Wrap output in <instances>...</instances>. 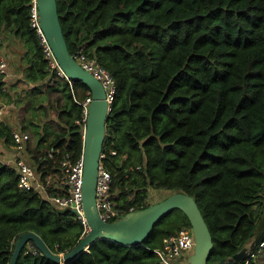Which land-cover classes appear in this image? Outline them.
Returning <instances> with one entry per match:
<instances>
[{
  "label": "trees",
  "instance_id": "trees-1",
  "mask_svg": "<svg viewBox=\"0 0 264 264\" xmlns=\"http://www.w3.org/2000/svg\"><path fill=\"white\" fill-rule=\"evenodd\" d=\"M33 1L0 0V35L23 44L22 82L36 86L13 103L23 104L19 130L30 131V161L45 173L51 161L39 157L49 150L59 151L55 164L65 155L80 157L77 102L89 89L50 68L30 26ZM56 3L69 53L81 51L115 82L100 162L113 176L116 207L125 214L148 207L152 188L185 193L212 237L208 264L234 256L250 242L264 208V0ZM3 78L0 97L12 103ZM13 131L0 118L5 147ZM182 230H191L189 221L174 210L139 245L97 240L64 264H159L153 250ZM82 231L70 209L20 188L17 172L0 160V264H9L24 233L37 234L59 255L77 245ZM259 250L250 264H264L263 255L256 260ZM16 264L58 263L26 245Z\"/></svg>",
  "mask_w": 264,
  "mask_h": 264
},
{
  "label": "water",
  "instance_id": "water-1",
  "mask_svg": "<svg viewBox=\"0 0 264 264\" xmlns=\"http://www.w3.org/2000/svg\"><path fill=\"white\" fill-rule=\"evenodd\" d=\"M35 4L40 28L58 66L66 75L67 80L83 82L91 94L84 138L82 180V204L90 231L80 239L71 251L59 255L52 253L37 234L33 232L24 233L15 242L9 264H16L23 247L26 245L58 264L73 261L80 254L87 252L91 244L101 239L113 241L125 247L139 245L149 236L154 225L174 210H180L187 217L194 238L193 252L188 257L187 264H208L213 249L212 237L196 202L185 193H171L162 200L144 209L129 212L114 222L106 223L100 220L96 208L95 190L105 138V125L110 112L106 93L102 84L75 60L74 56H78L79 52L75 55L69 53L59 21L56 0H35ZM263 241L264 208L248 245L231 258L215 264H239L247 259L248 255Z\"/></svg>",
  "mask_w": 264,
  "mask_h": 264
},
{
  "label": "built area",
  "instance_id": "built-area-1",
  "mask_svg": "<svg viewBox=\"0 0 264 264\" xmlns=\"http://www.w3.org/2000/svg\"><path fill=\"white\" fill-rule=\"evenodd\" d=\"M30 11V26L35 31L39 40L44 58L48 61L50 68L56 70L58 77L67 80L66 75L58 66L54 55L47 43V40L40 28L39 15L35 0ZM77 63L88 73H90L96 80H98L106 93V101L110 105L114 99L116 86L110 73L95 60L89 59L81 51L78 56H74ZM8 64L1 57L0 60V75L4 76L5 81L8 77ZM7 90L5 86L4 90ZM81 107V116L75 121L76 125L81 128L83 148L80 157L76 161H71L70 155H65L63 159L55 164L56 154L58 150H49L43 157H39L40 163L45 160L51 161V166L44 163L43 171H38L30 161V155L27 151V146L30 141L28 133L19 129L12 132L11 156L3 160L6 165L13 168L19 177V186L25 190L36 191L49 202L54 208L58 210L70 209L74 217L82 225V237L89 233L90 228L84 216L82 204V180L84 173V138L86 132V124L89 112V105L91 103V94L77 102ZM3 104L0 97V108ZM2 109V108H1ZM0 109V110H1ZM2 114L0 113V116ZM112 155L116 152L112 151ZM103 155L101 154V158ZM100 158V159H101ZM113 184V176L109 170L105 169L100 162L97 174V184L95 190V201L98 216L101 221L110 223L120 219L125 215L124 210L116 207V197L111 193ZM133 209H129L132 212ZM263 243L258 246L261 248ZM194 238L191 230H182L177 235L171 236L163 240V247L161 249L153 250L159 258V264H172L173 259H184L193 252ZM254 259V254L250 253L243 262L239 264H250Z\"/></svg>",
  "mask_w": 264,
  "mask_h": 264
},
{
  "label": "rangeland",
  "instance_id": "rangeland-1",
  "mask_svg": "<svg viewBox=\"0 0 264 264\" xmlns=\"http://www.w3.org/2000/svg\"><path fill=\"white\" fill-rule=\"evenodd\" d=\"M0 48L3 49V53H2V58L7 62L6 58L7 56L10 55L11 58H13L16 54V51L18 49H20L21 51H24L23 48V44L22 42L14 39L13 37H10L8 35H6L5 33L0 35ZM21 63H23L22 65H24V67L27 65L26 60H24L23 58H21ZM8 64V63H7ZM8 75L9 72L7 71ZM19 87V88H18ZM16 86V91L12 92L11 95V102L10 103L12 105V112L10 111L8 113V115L10 116V119L6 120L9 125L11 126V128H14V130H16L15 128L18 127V112L20 111L19 108L20 106H22L23 104L20 102H14L13 100H15L16 98H18V95L21 94V98L25 99V97L27 96V90H22L25 89L22 86ZM25 94V95H24ZM7 102V101H6ZM22 102V101H21ZM8 103V102H7ZM2 118L7 117L4 113L1 115ZM56 127V126H55ZM38 131V129H37ZM34 132V140L36 141L37 139H39V135H37V132ZM29 137L31 135L30 131L27 132ZM43 135V134H41ZM40 135V136H41ZM172 192L171 191H166L163 189H150L149 190V195H148V203L149 204H154L160 200H162L163 198L167 197L168 195H170ZM189 256L185 257L183 260L180 258H176L173 259L172 264H187V259Z\"/></svg>",
  "mask_w": 264,
  "mask_h": 264
},
{
  "label": "crops",
  "instance_id": "crops-1",
  "mask_svg": "<svg viewBox=\"0 0 264 264\" xmlns=\"http://www.w3.org/2000/svg\"><path fill=\"white\" fill-rule=\"evenodd\" d=\"M0 52H1V57H2L3 49L0 48ZM23 52L24 51H21L20 49H18L16 51V54H15V56L13 58H11L10 55L7 56V58H6L7 63H8L9 75L6 78L5 82H6V87H7V89H9L10 94L12 92L16 91V88H14L16 86L17 87L18 86H22L23 88H25V90H28V91L36 86V84H30V83L22 82V74H21V72H22V69H23L24 65H22L23 63H21V58H22ZM4 102H5V99H4ZM4 102H3L2 106H1L2 109L0 108L1 109L0 113L1 114L4 113L7 117L2 118L0 116L1 121H6V120L10 119V116L8 115V113L10 111L12 112V108H13L10 103L6 104ZM12 129L14 130V128H12ZM15 129L17 130V129H20V128L16 127ZM10 156H11L10 147H5L3 145V143H2V141L0 140V160L3 161L5 159L10 158ZM258 253L259 254H258L256 260L260 259V257L262 255L264 256L263 249H260Z\"/></svg>",
  "mask_w": 264,
  "mask_h": 264
}]
</instances>
